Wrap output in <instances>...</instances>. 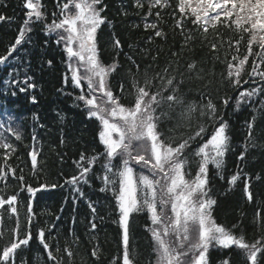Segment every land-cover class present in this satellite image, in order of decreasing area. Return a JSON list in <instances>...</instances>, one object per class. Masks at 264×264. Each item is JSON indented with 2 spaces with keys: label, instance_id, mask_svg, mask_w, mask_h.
<instances>
[{
  "label": "trees",
  "instance_id": "obj_1",
  "mask_svg": "<svg viewBox=\"0 0 264 264\" xmlns=\"http://www.w3.org/2000/svg\"><path fill=\"white\" fill-rule=\"evenodd\" d=\"M41 2L44 19L32 23L26 33L21 59L25 69L19 70L32 78L36 89H27L24 96L17 95L20 103L15 114L24 116L19 126L22 139L8 141L15 148L10 153L9 150L0 149V168L6 172L8 168H13L10 177L0 180V196L6 198L18 193L16 207L19 213L17 234V216L6 207L0 210V252L12 242L10 239L14 236L25 238L30 228L32 239L29 244L21 245L7 264H53L48 260V252L39 243L40 230L45 233L49 250L62 259L63 264H121V243L118 229L109 217L110 202L105 199L98 201L96 212L99 217L91 220L87 207L73 210L71 203L67 206L61 204L62 197L71 201L72 190L65 181L74 176L78 156L91 153L98 146L95 123L86 119L84 110L75 100V93L63 81L64 54L59 48H54L53 38L48 39L43 34L45 25L51 24L54 19L60 20L61 2ZM140 2L142 7L137 6L136 0H102V4L97 6L104 8L101 15L105 17V23L96 33L99 60L105 66L117 65L107 78L109 87L122 101L123 96L128 99L134 93L133 76L140 85L144 84L145 73L149 78L156 77L153 81L156 89L160 88L162 77H175L179 87L176 94L183 97L186 103H195L197 110L189 118H182V107L169 108L167 102L163 104L160 113L167 115L161 117V126L165 127L166 135L173 140L194 134L201 124L206 127V134L213 130V121L201 116L199 111V107L211 99L217 108L215 123H219L221 118L227 123L231 143L222 169L223 181L216 178L213 172L210 174V181L215 185L212 190L217 199L212 216L218 225L238 236L243 234L246 242L251 244L261 240L264 243V92H258L252 103L255 108L240 114L230 103L227 107L223 103L225 98L233 99L235 91H244L251 83V77L247 74L249 64L243 68L238 89L228 78V64L241 59L238 54L242 55L249 46L246 33L232 25L229 27L228 22L218 23L215 29L209 28V32L204 33L186 19L187 16L178 14L175 0H167L166 7H155L151 12L148 0ZM58 4L60 7H57ZM158 12L159 17L156 15ZM53 13L56 15L53 16ZM0 15L6 17L0 21V56H3L26 20L23 0H0ZM178 21L183 22V28L177 27ZM152 23L157 24V29L146 28L147 24ZM156 30H162L164 35L157 37ZM117 40L119 48L115 46ZM212 44L216 45L215 51ZM234 56L238 59L233 60ZM192 64L195 67L190 70L189 65ZM260 67L264 70V64L260 63ZM3 79L4 75L0 77V91L5 92V96L0 95V101L9 104L12 93L20 91L5 84ZM17 79L21 84L19 76ZM257 79L261 80L256 89H264V79ZM4 85H7L6 89H2ZM32 97H35V103ZM249 124H252L251 130ZM34 151L37 156L35 169L30 155ZM241 153L244 154L243 159L240 158ZM5 155L8 156L7 160L4 159ZM234 174L239 178L230 185L227 176ZM245 183L248 184L251 201L244 191ZM41 185H47L49 191H39L31 198L29 225L27 186L38 188ZM96 186L94 183V188ZM91 222H96L95 231H90ZM133 231L136 232L130 239V249L139 260L146 261L148 240L139 224ZM66 247L73 253L71 258L64 252ZM57 248L60 249L59 253L56 252ZM94 251L96 255H93ZM226 256L230 264L246 262L244 256L241 261L235 255ZM260 264H264V257L260 259Z\"/></svg>",
  "mask_w": 264,
  "mask_h": 264
},
{
  "label": "snow or ice",
  "instance_id": "obj_2",
  "mask_svg": "<svg viewBox=\"0 0 264 264\" xmlns=\"http://www.w3.org/2000/svg\"><path fill=\"white\" fill-rule=\"evenodd\" d=\"M137 6L142 7L140 0H136ZM70 4L76 9L73 13L70 11ZM102 4V0H69L63 3L61 8L62 18L53 20L51 24L45 25L47 35L55 34L57 43L64 42L65 51L69 57V70L72 71L71 82L75 88H80L81 92L75 97L77 101L83 102L87 109L89 117L95 118L101 124L99 132L100 142L104 145L105 152L102 154L105 162L102 165L104 175L102 177L103 187L100 191L111 190L119 211V224L123 229V256L122 264H134L133 253L130 250V232L129 218L133 213L147 211L152 227L149 228L154 241V251L157 256L156 264H209L208 254L212 247L227 249L231 246L242 250L243 256L248 264H260V259L264 257V243L257 240L254 243L246 242L243 234L237 236L230 229L218 225L212 218V209L216 204L215 199L209 195L208 190V166L213 165L218 174L223 168V157L229 150V136L227 133V123L220 119L218 126L216 105L209 99L208 103L199 107L201 116H207L213 121V132L205 143L198 146L193 155L198 160L190 161L185 155L186 150L196 139L203 138L206 133V127L201 124L194 134L188 135L179 142L166 143L158 129V122L162 116L167 115L161 112L157 115V110L167 102L169 108L174 106L182 107V118H189L191 113L197 110L195 103H186L183 97L176 93L179 90L175 77H162V84L155 92L153 81L156 77L149 78L145 73L144 84L133 76L132 86L134 89V104L125 106L120 103L119 97L114 95L109 87L108 76L115 71L117 65L105 66L100 60L97 51L96 33L97 29L105 23V17L101 15L103 7H97ZM149 11L155 7H166L167 0H148ZM192 0H179V11L182 15H187L186 6L190 7L191 14L194 16L192 23L202 25L204 33L209 32V25L213 29L217 24H223V16L230 20L233 14L236 15V28L240 29L241 24H250L251 40L249 41L248 55H253L252 41L257 39L256 30L264 33V0H196V6L192 7ZM230 6V7H229ZM23 7L28 9L27 17L24 21V27L20 30L15 44L9 47L7 55L0 56V65L6 64L9 57L25 40L26 33L30 30L29 25L33 21L44 19V12L41 10L40 0H25ZM57 7H60L58 4ZM243 14V15H242ZM56 13H53L55 16ZM159 17V12L156 13ZM6 17L0 15V21ZM231 27V24L228 25ZM177 27L183 28V22L178 21ZM146 28L157 29V24H147ZM243 31H249L244 28ZM67 33V35H64ZM155 35L160 37L162 30H156ZM186 39H191L187 37ZM260 47L264 50V35L259 37ZM117 48L120 43L115 42ZM212 50H216V45L212 44ZM260 57V63L264 64V51L255 53ZM238 57L234 56L233 60ZM248 61V56L239 60V67L233 72V65L228 64V78L233 87H239L242 66ZM74 62L75 67H74ZM51 63V61H49ZM194 64L189 65L193 69ZM82 69V71H81ZM235 75L236 79L231 78ZM249 75H256L264 79V70L260 64L253 61L252 72ZM31 77H28L22 84H17L20 92L34 88L30 83ZM67 80V78H66ZM82 81L87 85L86 90L82 87ZM166 81V82H164ZM248 81H244L247 83ZM122 90H123V86ZM258 92H264V89H252L251 91H242L238 98V103L246 102L245 97L251 98ZM165 93H169L165 95ZM15 95V93H12ZM35 103V97H32ZM223 103L228 105L229 98H225ZM252 124H249L251 130ZM0 149L14 151V146L8 142L4 132L21 140V133L17 128L10 124L0 123ZM251 135V132L249 133ZM35 139V137H34ZM32 165L37 167L36 153H31ZM244 154L241 153V159ZM5 155L4 159L7 160ZM100 156H92L87 159V166L81 162L77 163L80 169L78 175L66 179V183L73 185L74 190L83 196V192L78 187L81 183H89L88 173L92 171V165L99 160ZM119 158V163L115 161ZM84 154H81V161H85ZM139 165L142 169L146 168L151 175L140 172L135 175L132 163ZM190 163H196L198 171L194 178H186L190 173L186 171ZM6 170L0 168V180H4ZM238 175H233L229 180L234 184ZM23 180V177H20ZM47 185H41L38 188L27 186L29 194L28 202V222L31 224L32 203L31 198L36 195L41 188ZM56 187V185H52ZM245 193L249 201L252 200L248 184L245 183ZM9 206L12 214L17 216V228L19 232V213L17 211V196L12 195L7 199L0 197V208L4 205ZM170 206L171 215L168 214ZM89 207H92L89 202ZM95 213L96 209L93 207ZM257 222H259L260 213H257ZM233 227H236L235 225ZM91 228L94 230L96 224L93 222ZM32 239L31 231L23 239L17 238L9 245L5 246L0 252V262L7 264L14 253L21 245H28ZM39 243L48 252V260L53 264H63L62 259L50 251V245L45 240L43 230L38 234ZM57 248L56 252L59 253ZM64 252L69 258L73 253L66 247ZM96 255V252H93ZM221 264H230L229 260H224Z\"/></svg>",
  "mask_w": 264,
  "mask_h": 264
},
{
  "label": "rangeland",
  "instance_id": "obj_3",
  "mask_svg": "<svg viewBox=\"0 0 264 264\" xmlns=\"http://www.w3.org/2000/svg\"><path fill=\"white\" fill-rule=\"evenodd\" d=\"M75 11H76V9H75ZM235 24V23H234ZM241 25H243V24H241ZM247 25V24H246ZM260 34H262L261 32H260ZM64 35H67V33H64ZM77 63V62H76ZM74 67H75V65H74ZM81 71H82V69H81ZM83 83H84V87H85V89L87 88V85H86V83L83 81ZM70 84H71V80H70ZM153 89H156L155 87L153 88ZM100 131H101V128H100ZM208 138H210V136L209 137H207V139ZM207 139H206V141H207ZM205 141V142H206ZM204 142V143H205ZM103 145V144H102ZM103 147H104V145H103ZM103 152H105V148H104V151ZM104 158V157H103ZM104 162H105V158H104V160H103V164H104ZM115 163H119V158H117V160L115 161ZM133 168H134V171H135V175L138 177L139 176V174H140V172H144L145 174H148V175H151V173L150 172H148V170L146 169V168H141L139 165H136L134 162L132 163V165H131ZM146 211V210H145ZM144 212V211H143ZM147 212V211H146ZM168 214L169 215H171V212H170V206H169V210H168ZM149 215V214H148ZM150 218V217H149ZM150 223H151V220H150ZM151 227H152V225H151ZM152 240H153V238H152ZM154 247H155V245H154V241H153V244H152V248H153V252H154V259L151 261V263L150 264H156V260H157V256H156V253H155V251H154ZM237 251H239V250H237ZM209 264H213L210 260H209Z\"/></svg>",
  "mask_w": 264,
  "mask_h": 264
}]
</instances>
